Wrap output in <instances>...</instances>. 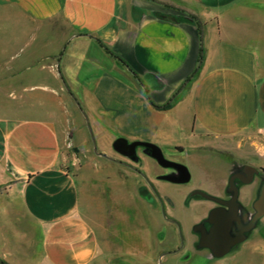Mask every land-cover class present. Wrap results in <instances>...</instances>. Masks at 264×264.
<instances>
[{"label":"crops","instance_id":"1","mask_svg":"<svg viewBox=\"0 0 264 264\" xmlns=\"http://www.w3.org/2000/svg\"><path fill=\"white\" fill-rule=\"evenodd\" d=\"M258 3L0 0V264H221L214 259L227 255L226 264H254L251 252L264 256V239L253 241L251 231L220 257L199 246L193 231L180 236L173 222L185 220L160 184L175 171L148 148L137 147L133 157L114 148L119 138L155 144L190 174L196 159L221 163L224 177L211 182L203 171L205 181L192 186L217 197H226L234 170L226 154L262 169ZM201 49L199 75L188 82ZM169 101L168 110L155 107ZM91 134L99 154L87 153ZM260 183L254 177L241 187L244 204L248 190L255 202ZM150 185L166 206L165 232L157 229L161 208ZM187 192L179 194L184 208H203L198 223L214 205L199 196L185 202ZM95 200L104 206L91 218ZM129 203L136 212L123 211ZM129 222L142 230L131 245L119 232Z\"/></svg>","mask_w":264,"mask_h":264},{"label":"rangeland","instance_id":"2","mask_svg":"<svg viewBox=\"0 0 264 264\" xmlns=\"http://www.w3.org/2000/svg\"><path fill=\"white\" fill-rule=\"evenodd\" d=\"M259 6H262V8L264 9V0H259ZM92 139V138H91ZM95 146H96V142H95ZM97 148V147H96ZM94 151V142H88L87 143V153L88 154H92ZM225 159L228 160L229 162L232 163H237L239 160L240 162H248L249 164H251V158L250 159H242L239 157H236L232 154H226ZM239 159V160H238ZM173 161V160H171ZM225 162V160H223ZM222 161V162H223ZM175 162V161H174ZM195 166L192 168V178H190V180L186 183H181L180 185L174 184L172 182L169 181H160L161 186L164 187V190L169 193L171 196H173L174 199V214H176V216H179L181 219H184V223L183 222H177L175 221V223H177L180 226V230H179V235L182 236L183 232L185 230L191 232L193 231L194 226L197 224L195 222L196 218L201 214L202 212V206L199 205H192L189 208H184V205L182 203V198H180L181 195H179L181 193V190L184 191H188L187 192V196L185 199V202L188 201V199L190 198L191 194L195 191V190H202L204 192H207L201 188H193L192 186H195L197 184H199L202 180L205 181V178H203L204 174L203 171H205L206 173V178L211 181V182H217L221 177H224L226 170V167L219 163H213L212 161L200 158V159H196L195 161ZM179 163V162H177ZM255 163V162H253ZM257 164V163H256ZM252 166L259 168V166L255 165V164H251ZM262 169H264V163H262ZM256 179V177H255ZM254 187V186H253ZM209 193V192H207ZM217 197V196H216ZM200 199L204 204L206 205H214L213 202L205 200V199ZM107 213H109L111 216L113 215L114 212V204L112 199L110 201H108L107 203ZM104 206V205H103ZM102 204H100V202L98 200H95L91 203V218H94V216L97 214V210L98 208L101 209ZM254 202H251V207H249V211L251 213V216L255 213L254 210ZM136 207L133 208L132 204H128L126 207H122L124 212H129L130 214L134 212V209ZM141 210L143 211V216H146V209L144 207H141ZM160 212L157 214V217L159 218V226L157 229H159V231L161 232H165V222L167 221V219L169 220L168 217V213L166 212V206L164 204V206H160ZM140 210V209H138ZM136 212V209H135ZM115 227V226H114ZM119 230V228H118ZM111 231L113 232V236L115 233H117V230L115 228L112 227ZM120 231H123V240L126 241V243L128 245H131L134 243V240L137 239V234L139 235V231H142L141 229H135L133 230L130 226V222L126 223V224H122V226H120ZM259 234L258 240L263 238L264 239V216L257 222L256 227L251 231V237L254 239L253 241H255V235ZM141 238L138 236V239ZM251 238V247H253L254 245H256ZM256 242V241H255ZM138 244L141 245L140 241H138ZM249 255V253H247ZM149 256V255H147ZM145 256V257H147ZM228 255L225 256L224 258H220L218 261L217 259H214L213 262H220L221 264H226L227 260H228ZM249 259H251V262H253L254 264H264V256L260 255L259 253H252L251 252V256L249 257ZM146 260L142 261V263L139 264H152V263H146ZM238 264H240V262H237ZM235 263V264H237ZM154 264V263H153ZM158 264H164L163 261H160ZM190 264H195V262L192 260Z\"/></svg>","mask_w":264,"mask_h":264},{"label":"water","instance_id":"3","mask_svg":"<svg viewBox=\"0 0 264 264\" xmlns=\"http://www.w3.org/2000/svg\"><path fill=\"white\" fill-rule=\"evenodd\" d=\"M91 138H92V141L94 142V152L99 154L97 151V148L95 146V139H94L92 134H91ZM139 146L148 148L150 150L151 157L154 158L160 166H162L164 168L173 169L175 171V174L164 175V176H162V179L169 181V182H172V183H180V184L186 183L190 180L191 174H190L188 168L181 163H177V162H174V161H171V160L165 158L161 148H159L155 144H152L149 142H143V141H134L132 143H128L123 138L117 139L114 143V148L116 151H118L119 153H121L125 156H129V157H133L135 155V150ZM245 174H246V178L243 180V183H245V184L252 183L254 180V177L259 174V170L252 165L246 166L245 167ZM262 177L264 178V174ZM235 179H236V175L231 176L229 179V191H231L233 193V197L229 201H226V200H223V199L218 198L216 196H213V195H211L207 192H204L202 190H195L191 194L192 197L199 196L201 198H204V199H207L210 201H214V202H217L219 204L228 205L231 208L232 216L230 217V216L224 215V217L220 219L221 221H223L222 223L225 226V230H224L225 234L228 233L231 222L235 219L238 220V218H237V215H238V202H237L238 188L235 184ZM140 194L144 198H147V195H149L147 189H143ZM148 198H149V196H148ZM253 207H254L255 213L251 216V218L247 222V224L241 229V231L238 234V237L235 240H233L232 242H230L225 248H218L216 246L218 242H216V241H213L210 243H202L201 242L200 246L201 247H209L215 256L220 257V256H223L224 254H226L227 252H229L231 250V248L234 247L235 245L243 242L246 239V233L252 231L256 227L257 222L264 216V186L261 188L259 195L254 202Z\"/></svg>","mask_w":264,"mask_h":264},{"label":"flooded vegetation","instance_id":"4","mask_svg":"<svg viewBox=\"0 0 264 264\" xmlns=\"http://www.w3.org/2000/svg\"><path fill=\"white\" fill-rule=\"evenodd\" d=\"M239 160V159H238ZM251 166L248 162H240V160L237 163H234V170L232 171L231 175L229 176V179L231 176L236 175L235 184L238 188V194H237V202H238V220H233L231 222L229 231L227 234L224 233L225 226L223 225V221L220 219L225 216H232L231 208L228 205L225 204H219L217 202L211 201L214 203V206L211 208H208L206 216L198 222L194 228L193 233L197 234L198 236V245L200 246V243H210L213 241L218 242L217 247L218 248H225L230 242L235 240L238 237L239 232L241 229L247 224V222L251 218V213L249 211V207H251V190H248V196H247V204H244L241 200V194L242 190L241 187H248L251 185V183L245 184L243 183V180L246 178L245 174V167ZM259 170V174L255 177H258L261 180L258 195L261 190V188L264 186V178L263 172L261 168H257ZM156 195L158 196L159 204L160 206H164L163 200L159 197V194L157 193V190L155 187L151 186ZM142 187L141 189H143ZM226 197H218L223 200L229 201L233 197V193L229 191V180L225 189ZM258 197V196H257ZM191 197L188 199L190 200ZM257 199V198H256ZM207 200V199H205ZM210 201V200H208ZM222 215V216H221ZM173 224H176L178 227V230H180V226L173 222Z\"/></svg>","mask_w":264,"mask_h":264},{"label":"trees","instance_id":"5","mask_svg":"<svg viewBox=\"0 0 264 264\" xmlns=\"http://www.w3.org/2000/svg\"><path fill=\"white\" fill-rule=\"evenodd\" d=\"M193 18L197 21L198 25L200 26L199 20L196 19L194 16H193ZM202 59H203V50L201 49L199 66H198L197 70L193 73V75L189 78L188 82H191V81L195 80L198 77V75H199V69H200V66H201V63H202ZM142 86H143V89H144L145 94L148 96V90H147V88L143 84H142ZM172 105H173V102L172 101H169L168 103H166L163 106H155V107H157V108H159L161 110H168V109H170L172 107Z\"/></svg>","mask_w":264,"mask_h":264}]
</instances>
